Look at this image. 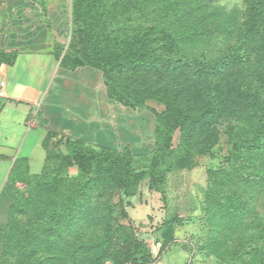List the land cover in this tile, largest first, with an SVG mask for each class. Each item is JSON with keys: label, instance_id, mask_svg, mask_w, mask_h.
Wrapping results in <instances>:
<instances>
[{"label": "rangeland", "instance_id": "rangeland-1", "mask_svg": "<svg viewBox=\"0 0 264 264\" xmlns=\"http://www.w3.org/2000/svg\"><path fill=\"white\" fill-rule=\"evenodd\" d=\"M29 1L33 2L34 8L47 27L48 49L52 55L49 56L48 87L62 70L73 72L82 66L96 68L87 64L79 65L78 54L72 53L68 48L71 36L73 37L72 0H61L58 6H55V0ZM114 1L116 0H107V3L104 1L103 6L108 9ZM133 1L135 0H121L123 8L128 7L126 10L113 14V9H110L109 15L104 18L102 16L104 30L101 31L99 40L96 39L99 45H106L108 39H105V33L109 31L116 32L114 34L116 38L121 39L126 35V40L131 41L127 36L131 38L132 34L142 28L154 25L158 28H170L172 25L168 20L170 11L166 19L159 20L156 14L164 4L162 1L152 0L146 10L144 7L139 8L140 3ZM202 2L206 7V14L218 12L214 10L225 13L210 20L209 27L220 31V34L210 43L203 42L205 46H202L213 52L216 44L222 48L231 47L230 50L234 49L236 53L243 55V60L237 66L234 65L233 69L231 66L225 67L218 76L200 75V71L195 74L193 70H196L187 68V64H183L184 59L175 55L178 50L170 46L169 56L162 58L163 64L152 68L140 65L132 71H117L107 76L111 83V93L126 102L135 104L142 102L157 112L165 111L166 103H169L174 109L186 113L188 155L183 161L185 167L166 174L162 186L163 193L158 189H149L148 194L144 186L148 180H143L139 186V189L143 187L145 192L140 197V204L143 207L135 199L136 206L133 208L123 197L127 214L129 213L124 217L120 213L121 206L118 203L122 178L120 167L117 164H110L108 167L102 164L95 165L93 175H88L92 180L83 184V186L88 184L89 187H82L88 198V209L83 210L87 215L79 226L75 224L67 228L65 225L56 229L62 232L58 235L59 243L55 249L60 252L57 257L49 254V241L44 244L40 240L28 243L26 241L36 253L21 256L23 246L20 245L13 255L9 254L7 259L1 262L2 264H21L22 261L31 264L36 259L41 260L40 264H97L90 254L100 248V245L96 244L102 243L105 235L111 234L115 243L114 248L123 246L121 250L127 252L129 249L127 235L131 233L147 246L152 241L160 245L159 254L148 264H156L158 260L168 264H264V135L259 136L258 132L261 118L264 116V102H257L249 97V94L243 96L244 91L240 87L243 81L254 82L255 72L252 70L259 68L258 54L259 50L263 49L260 46L264 42V11L256 9L254 13L258 18L245 25L243 22L246 4L243 0L199 1ZM261 2L264 4V0ZM132 3L135 6H131ZM119 28L122 33L118 31ZM230 30L234 32L231 34ZM244 37L248 39L244 41ZM104 39L105 41L100 42ZM156 42L153 45H158ZM197 44H190L186 49L195 50ZM17 56L15 50L2 52L0 64L14 66ZM247 59L249 61L245 63ZM170 60H178L175 61V67L166 64V61ZM209 88H214L215 94L208 92ZM256 88L263 89L264 82L258 84ZM225 92L228 97L233 92L238 101L231 104L229 98L227 103L220 104V108L216 110L211 102L214 103L216 97ZM2 103L7 105L8 100L1 97V107ZM125 107L129 108L130 114L128 121L121 124L123 127L121 131L127 135L129 141L127 146L133 155V166L137 170H146L147 163L139 161V158L148 154L154 146V127L157 120L150 110ZM224 112H232L234 116H226ZM145 114H151V121H148ZM38 115L37 113L34 117L37 119ZM136 116L146 122L144 134L148 140L147 146L139 151L133 149L129 138L134 122L132 119ZM31 118L33 119V116ZM113 123L114 131L118 130L117 121L114 120ZM46 136L47 146L45 143L44 149L46 153L52 152L54 157H48L44 169L36 174L31 173L27 165L26 154L31 145L29 146L26 141L24 148L15 151V148L4 142L3 138L8 137L0 134V155L3 156L0 158V206L4 203L0 215H4L6 205L14 201L15 189L24 198H30L29 190L37 184L35 179H29L30 175L41 176L40 180L46 181L45 187L54 184L60 192V201L75 198L69 184L61 183L58 178L74 177L78 174V168L68 166L64 162L63 156L67 149L65 146L55 144L60 138L54 139L55 134L50 131ZM258 138L262 139L263 145L256 151L249 144ZM178 142L179 129H176L172 136V146L175 147ZM125 146L119 144L118 150L114 151L121 153ZM42 152L41 147L34 148L31 158L32 172H39L42 169L44 163ZM20 158L27 160L25 165H17L15 160ZM11 169L13 174L10 173ZM8 175H12L13 185L8 180ZM52 178L55 181H52ZM82 189L79 187L80 193ZM26 216L27 218L18 215L20 223L27 222L35 215H32L30 210ZM44 217L47 219L46 215ZM141 218L145 223L135 221ZM41 226L39 224L36 228L32 225L31 228H35L34 235L43 237L44 240L43 233L46 227ZM22 233L30 234L31 230L25 228L21 232H15L14 237H21ZM17 241L20 242V238H17ZM85 243L93 244L92 251L84 247ZM45 253L47 254L44 255ZM101 264L112 263L104 260Z\"/></svg>", "mask_w": 264, "mask_h": 264}, {"label": "trees", "instance_id": "trees-1", "mask_svg": "<svg viewBox=\"0 0 264 264\" xmlns=\"http://www.w3.org/2000/svg\"><path fill=\"white\" fill-rule=\"evenodd\" d=\"M104 1L107 3V0H72L71 17L73 37L71 36L68 48L72 53L76 52L78 54L79 65L87 64L102 70L107 94L110 98L116 99L123 105L132 109L140 107L150 110L155 115L157 123L154 127V146L148 154L139 158V161L147 163V169L137 170L133 166V155L128 146H125L121 153H116V151L107 148L90 147L80 140L60 138L55 144L56 146L64 145L66 147L67 153L63 156V160L68 166H76L78 168V174L74 177L58 178V181L61 183L67 182L75 198L60 201V192L54 184L45 187L46 181H41V176L30 175L29 179H35V183L37 184L29 190V199L24 198L16 189L14 190L16 197L8 209V224L4 232L0 264L7 259L9 254L13 255L15 249L20 245L23 246L20 252L21 256L25 257L29 255L28 253H36V250L27 243L38 240L43 242V244L49 241V254L57 257L60 252L55 249L57 243H59L58 235L62 232L61 230L56 231V229L65 225L67 228L75 224L79 226L83 218L87 215H85L83 211L88 209V198L84 188H88L89 185L83 186V184L86 183V181L92 180V177L88 178V175H93L95 165L102 164L108 167L110 164H117L120 167L122 178L118 203L121 206L120 213L124 217L128 216L126 207L124 206L126 203L124 199L138 194L140 183L143 180H148L147 184L149 189H158L163 193L162 186L164 185L166 174L170 171L180 170L185 167L183 161L188 155V148L186 146L188 127L186 121L188 116L186 113L183 110L174 109L169 103H166L165 111L157 112L142 102H137L135 104L124 101L122 98L111 93V83L107 79L109 73L124 70L132 71L140 65L145 68H152L155 65L163 64L162 58L169 56L168 48L170 46L178 50L175 55L184 59L183 61L185 62L183 64H187V68L195 69L196 71L193 70L195 74H198L197 71H200L202 73H200V75L205 76H218L225 67L231 66L233 69L234 65L237 66V64L243 60V55L236 53L234 49L230 50L231 47L228 48L226 46L222 48L216 44L213 52L211 50L208 51L202 46H205L203 42L210 43L212 39L214 40V38L218 37L220 34V31H216V29L212 30L209 27L210 20L214 16L225 15V13L214 10L218 12L206 14L204 1L199 3L200 0H160L164 3V6L162 5L156 14L159 20L166 19L168 16L167 13L169 14L168 11H170L168 20L172 25L169 29L163 27L158 28L157 25L142 28L138 32L132 34L131 38L127 36L131 41L126 40V35H123L121 39H119V37L116 38L114 36L116 32L109 31L105 33V39H108V41L106 40V45H99L96 39L99 40V35L101 31L104 30L103 18L109 15L110 9H113V14H119L128 8H123L121 0H116L106 9V7L103 6ZM151 1L152 0H135L133 3H140L138 5L139 8L143 9L144 7L146 10L147 5H149ZM243 1L246 4L244 9L245 21L243 24L247 25L249 21L251 22V20L258 18L254 13L256 9L264 11V4H261V0ZM133 3L131 6H135ZM93 17L95 18L93 19ZM207 19L209 22H206ZM118 31L122 33L120 28ZM233 32L234 30H230L231 34ZM105 39L100 40V42L105 41ZM247 39V37H244V41ZM154 42L158 43V45H153ZM193 43H198L195 46V50H187L186 46ZM199 43L201 44L199 45ZM260 47L263 49L259 50L258 54L259 68H254L252 70L255 72L254 82L243 81L240 83V87L244 91L243 96L249 94V97L252 99L263 103L264 88L258 90L256 86L264 82V42ZM175 61L178 60L166 61V64L175 67ZM248 61L249 59H247L245 63H248ZM207 91L215 94L214 88H209ZM216 98L214 103L213 101L211 102L216 110L220 108V104L227 103L229 98L231 104L238 101L233 92L230 93V97H228L225 92L221 93ZM224 114L226 116H234L232 112H224ZM176 129H179V142L173 147L172 136ZM258 132L259 136L264 135V116L261 118ZM45 143L46 138L43 144ZM249 145L256 151H259L263 142L261 138H258ZM45 146H47V143ZM46 155V162L48 157H54L52 152H47ZM2 157L3 156L0 155V158ZM16 161L18 166L25 165V162H27V160L23 158L16 159L15 162ZM12 169L10 173L13 174ZM8 180L13 185L12 175H8ZM52 181H55V179L52 178ZM77 187L78 189L79 187H81V189L84 187V191L82 192V189L80 193ZM80 199H82V201H80ZM30 210L31 214L35 216L28 219L25 223H20L18 215H24V218H27L26 215L30 213ZM79 210L83 212L81 211V213H79ZM45 215L47 219L44 217ZM33 223L40 224L42 225L41 227H46L43 233L45 236L44 240L42 239L43 237L34 235L36 231L35 228L32 229L31 226L33 225L36 227L38 225ZM25 228L30 229L31 233H22L23 236L14 237L15 232H21ZM127 236L129 241H127L129 243L127 252L126 250H121L123 246L121 248H114V239L111 234H107L104 236L102 243L96 244L97 246L100 245V248L96 249L95 252H91L90 257L92 260L97 261V264H101L104 260H108L112 264L149 263L152 258L148 246L132 233ZM17 238H20V242L17 241ZM84 247L86 249L88 248V250L90 248L92 251L94 246L93 244L85 243ZM46 254L47 253L44 255ZM31 258L33 259V257ZM40 263L41 260L36 259L35 262L33 261L31 264ZM21 264H25V262L22 261Z\"/></svg>", "mask_w": 264, "mask_h": 264}, {"label": "crops", "instance_id": "crops-1", "mask_svg": "<svg viewBox=\"0 0 264 264\" xmlns=\"http://www.w3.org/2000/svg\"><path fill=\"white\" fill-rule=\"evenodd\" d=\"M55 1V6H58L61 0ZM48 41L47 27L32 1L0 0V53L15 50L18 55L14 66L0 64V77L6 82L5 95L2 98L8 100L7 105L2 103L3 106H0V124H3L0 125V134L8 137L3 140L9 147L15 148V151L24 148L26 141L31 145L30 148L27 147L29 149L26 157L30 172L36 174L40 173L45 165L47 153L43 143L48 131L55 134L54 139L80 140L93 147L111 150H118L119 144L127 146L129 142L127 135L121 131L123 121H128L129 108L114 102L108 96L102 71L88 66L77 67L73 72L62 70L48 87L49 56H52L49 53ZM37 113L39 115L36 119L34 116ZM32 116L33 120L29 125L26 119ZM144 116L151 121V114ZM138 117L132 119L134 122L129 135L136 151L142 150L148 144L144 134L146 122ZM35 119L36 124H33ZM114 120L118 123L116 132ZM37 147L43 150L44 163L39 172H32L31 158L34 148ZM144 186L148 192V184ZM144 193L143 187L140 188L138 194L126 199L128 205L134 208V201L137 199L138 204L142 206L140 197ZM10 204L6 205V213L0 215V254ZM2 208L4 203L1 204L0 210ZM135 221L145 223L143 218ZM156 264L168 263L158 260Z\"/></svg>", "mask_w": 264, "mask_h": 264}, {"label": "built area", "instance_id": "built-area-1", "mask_svg": "<svg viewBox=\"0 0 264 264\" xmlns=\"http://www.w3.org/2000/svg\"><path fill=\"white\" fill-rule=\"evenodd\" d=\"M5 86H6L5 80L0 77V98L5 95L4 93ZM32 120H33L32 118L28 120L29 125H31ZM148 248L152 259H154L160 252V245L156 241H152L148 245Z\"/></svg>", "mask_w": 264, "mask_h": 264}]
</instances>
